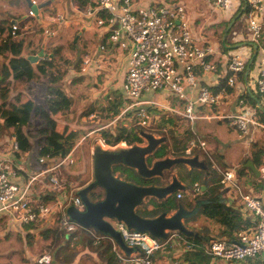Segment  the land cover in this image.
<instances>
[{"label": "built area", "instance_id": "obj_1", "mask_svg": "<svg viewBox=\"0 0 264 264\" xmlns=\"http://www.w3.org/2000/svg\"><path fill=\"white\" fill-rule=\"evenodd\" d=\"M29 8L27 16H35L33 7L38 3L35 0H26ZM83 13L92 19L94 27L105 29L108 32V41L115 45L116 52L124 55L125 71L121 84V94L126 100L119 115L112 120L115 123L120 117L133 112L137 125L149 128L152 122L149 111H166L180 120L196 123L201 119L198 109L201 107L216 106L221 103L223 94H214L204 86L198 85V76L216 72L215 64L210 60L213 55L212 48L197 42L189 29L185 8L182 5H164L153 3L147 7L138 6L139 0H83ZM247 9V28L243 41L251 47V52L257 47L260 50V59L257 63L255 90L264 103V3L262 0H244ZM220 10H227L231 0H214ZM47 22L52 25H63L67 19L61 14H52L47 17ZM20 26L16 23L11 26L10 38L17 42L20 36ZM43 35L53 37L52 28L43 29ZM100 56L94 58L85 54L80 58V73L87 74L90 67L94 68L97 76L103 75V65L111 64L117 59L105 45L98 47ZM252 55V53H251ZM249 60L232 53L227 59V69L230 77L227 85L232 87L238 74H242L249 65ZM115 71V70H114ZM114 74V72H113ZM106 78V76L104 75ZM115 77V74H114ZM197 89L196 95L191 96L188 90ZM154 93L168 94L176 97L181 103V108H167L159 101L145 99V96ZM242 105L243 102L240 101ZM253 115V114H252ZM251 114H240L226 117L230 126L246 134L249 125L254 123ZM94 116L90 115L89 119ZM157 116H155L156 118ZM151 118V120H150ZM216 119L213 117L205 120ZM220 119V118H218ZM155 120V119H154ZM151 121V122H150ZM195 135V134H194ZM39 140V139H38ZM9 148L13 154L18 150L14 138L9 140ZM194 149H199L209 161L211 168L219 176V184L229 188V194L242 208L246 216L252 220V229L249 233H238L234 241H214L199 246L192 241H187L177 234L170 235L167 240H157L146 233L128 230L118 222H110L120 233L124 244L137 248L139 253L129 258L121 256L117 251L120 264H154L157 252L166 249L169 242L176 236L185 247V251L202 248L204 253L213 260L226 262H239L246 260L261 261L264 264V185L259 196L246 193L236 178V168H222L215 164L207 151V146L197 135L188 142L185 156H191ZM72 152L64 159L45 160L39 159L38 164L49 161L50 166L31 175L20 186L15 182L20 169L14 164V159L0 164V215L8 218L10 222L21 227L31 224L50 223L69 234H75L79 229L76 223L66 216L68 207L81 208L80 198L76 191L68 186L59 177L63 166L73 163ZM49 176L46 189L53 193L54 200L45 202L43 196L34 197L31 188L39 179ZM259 177L264 182V165L259 168ZM192 199L206 192L201 185L195 183L190 189ZM45 196V195H44ZM184 197L182 192L176 193V199ZM87 230V229H86ZM93 237V245L106 238L89 231ZM78 236L73 237V241ZM113 244V243H112ZM116 246L113 244L115 251ZM118 250V249H117ZM50 254H42L34 264H51ZM173 264H189L176 259Z\"/></svg>", "mask_w": 264, "mask_h": 264}, {"label": "trees", "instance_id": "obj_2", "mask_svg": "<svg viewBox=\"0 0 264 264\" xmlns=\"http://www.w3.org/2000/svg\"><path fill=\"white\" fill-rule=\"evenodd\" d=\"M17 2L18 0H15L16 4ZM78 3L81 6L84 5L83 0H78ZM239 12L240 16L247 15L246 8ZM33 24L41 29L45 26L50 27V24L47 22H40L39 24L34 21ZM11 26V24H8L7 28L0 26V57H4L5 60L8 59L7 63L2 66L0 74V137H6L8 140L14 138L16 140L18 150L12 155L15 162L23 157L30 156L32 151V141L30 137L33 139H39L34 156L37 164L39 159H64L72 152L74 145L79 141V137L77 133L68 126L58 123V120L67 119V116L74 112L73 95L67 88L60 86V84L66 81L70 67L74 69L78 76L71 79V84L79 82L82 77H86V75L80 73V60L74 61L73 59L75 55H78V53L81 52V49L78 46V42L69 43L67 48L58 45L53 46L48 43L44 49V57L39 59L35 64H32L28 58L23 57L24 41L18 40L15 42L11 40ZM39 50L40 45L33 54H37ZM66 54H68V56H66ZM40 79H43L46 83L44 88V102L48 112H46L43 107L34 105L33 101L30 99L24 100V97L21 99L10 96V84L12 82L14 83L12 85V90L24 89L26 92H30L33 84H36L37 86L41 84L39 81ZM216 89L217 91L220 90V92L224 90V93L232 92V89L227 85V78L220 81V85ZM112 97H108L106 107L102 111H96L94 106L90 104L87 111L83 114L87 119L86 122L88 123L91 120L88 115L92 113H98L96 120L103 121V119H115L126 103V100L123 98L120 91L112 92ZM259 111L261 112V108ZM33 112L38 116V119H40L41 122L38 128L30 133L27 132L28 130L26 129L30 125V119ZM133 112L120 117L115 122L114 126L101 131V140L105 146L114 148L120 144H124L127 147L142 145L143 140L139 137V130H143L151 132L157 136H164L167 139L165 144H162L156 149L153 156L148 160V164L153 160L163 159L167 156L172 158L185 156L188 142L191 139H194L195 135L190 129L182 131L175 130V128H173L175 127L174 115L166 111L156 115L157 118H159V123L156 124L157 126L155 127V130H153V128L145 130L135 124L130 127L123 126L126 118L132 119V122H134L136 118ZM155 121L156 120H153L152 122ZM223 122L224 121H220L219 123ZM167 128L168 130H165ZM197 153L202 154L199 149H194L192 151V155ZM261 156L262 152H258L257 154L253 153L251 158L246 156L236 165V178L241 181V179L245 177V181L250 182V185L252 183L253 190L256 191L260 189V185L256 183L258 180L255 179L252 172L246 168L245 165L246 163L251 162L254 168L258 169L261 162ZM28 160H31V158L28 157ZM207 164L209 171L215 173L211 168L209 161ZM47 165L50 166V164ZM179 167H181L184 172V180L187 186H192L195 183L202 184L205 186L208 194L204 193L195 197L192 201H187V203L182 199L177 200L176 193L160 201L156 199H148L146 203L136 209V213L140 217L154 218L163 212L170 214L176 210L177 204L181 203L186 210H190L194 206L198 207V214L195 218L203 216L206 220L218 224L220 226L218 237L221 239L234 241L238 233H249L251 231L252 220L249 216H243L241 207H239L240 211L234 205H223L213 201V197L222 189V186L219 184V176L216 173L215 178H209L203 183L204 175L202 173L197 171L189 172L185 167ZM25 173L26 172L22 169L19 172L20 175H25ZM112 173L114 175L120 173L123 176L121 177L122 180L141 187H164L173 177V174H171L172 172H166L162 178L144 179L134 170L120 165L113 166ZM46 177L49 178L48 175H46ZM59 177L63 179L61 172ZM210 180L211 185L208 186ZM63 181H65L66 185H70L71 182H73L71 180L68 181L67 177ZM77 191L78 190L75 192L76 194ZM88 198L91 202H97L103 198V192L100 190L90 192ZM43 200L45 202L50 200L53 201L54 195H45L43 196ZM1 217L2 216L0 215V218ZM35 226L36 224H31L22 227L21 234L26 233V239H28L27 244H30L31 239H33L34 234H31L30 231L35 229ZM200 232L207 233L205 227L201 229ZM6 235H9V233ZM75 235L78 236V240L73 241ZM177 235L187 241H192L199 246L207 244L198 238H189L178 233ZM48 236L52 237L50 249L53 253V260L58 264H75L81 254L85 252H87V254L95 255L104 264H120V261L116 256V251L121 256L125 257V255L117 250V248H115L114 251L112 242L107 238L102 239L98 245H93V237L86 229H79L75 234H69L65 230H60L55 227L54 229H48L46 231L44 238L46 239ZM182 256V261L189 264H208L212 260L210 256L204 253L202 248L184 252ZM52 263L53 261L51 264ZM22 264L32 263L30 260L24 259Z\"/></svg>", "mask_w": 264, "mask_h": 264}, {"label": "crops", "instance_id": "obj_3", "mask_svg": "<svg viewBox=\"0 0 264 264\" xmlns=\"http://www.w3.org/2000/svg\"><path fill=\"white\" fill-rule=\"evenodd\" d=\"M35 1L38 3V5L46 3L48 1H50V4L43 10H40L36 16L31 18L27 16L29 5L26 0H18L17 4L15 3V0H0V26L7 28L8 24L13 25V22L16 21V23L20 26L19 40L24 41V53L28 52V57L33 56V51H35L39 45V52L42 50L41 45L45 37L43 35V29L47 28L48 26H45L42 29L37 28L33 24V22L35 21L39 24L40 22L46 23V19L49 15L61 14L67 19V21L63 25H50V28H52L54 35L53 37L48 39L47 44L50 43L53 46H65L69 40L73 43L76 40L83 55L89 54L94 58H98L100 56V52L98 51V47L100 45H105L108 50H113L110 51V53L114 54L113 56L117 55V59L112 60L111 64H106L108 63L106 62L103 65L104 74L102 76L105 79L107 87L110 88L113 86V84L117 83L116 86H118V88L115 90L120 91L121 93V84L123 81V74L125 71L126 63L125 59H123L124 55L114 51L115 45H111V43H109L107 39L108 32L105 29H97L94 27L93 22H91L93 20L83 13V6L78 3V0ZM160 2H162V0H139L137 5L140 7H147L153 3ZM262 2L264 3V0H262ZM168 3L171 5H182L185 8L189 29L194 39L197 42H200V44L210 46L213 51V55L211 56L210 60L215 64L216 72L211 74H200L198 76V85L208 88L211 93H222L223 98L221 100V103L216 106H206L199 108L198 116L201 118V120L213 117L216 119L220 118L218 119V122L224 121L228 123V121L226 119H223V117L226 118L244 112L251 115L253 114L251 117L254 123L258 125H249L246 134H243L238 130H234L232 126L228 125V130H224L225 133H227L228 135V141H224V137L226 136V134L223 137L224 131L222 130L191 131L193 132V134L197 135L202 141L205 142L208 151L213 150L216 152V150H218L219 148H223L222 150H224V147L230 148L231 146L235 145L239 146L238 148H240V155H236L233 153V155H231L234 157V160L231 163L232 166L230 164H226L224 161L225 165H230V167L225 166L224 168H236V165L239 164L246 156L251 158V155L253 153L257 154L258 152H262L261 162L259 166L260 168L264 165V103L261 101L255 90L257 63L260 59V46L257 47L256 55L255 48H253L251 52V47L243 41L244 34L247 28V15L240 16L239 11L245 9V1L231 0L230 7L227 10L218 9L215 5L214 0H168ZM27 41L28 43H26ZM30 42L31 44L29 45ZM262 44H264V42ZM38 53L35 55H38ZM232 53H236L246 60L248 59L249 65L242 74H238L236 76L234 85L230 87L232 89L231 93H224V90V92H220V90L217 91L216 88L220 85V81L226 78L228 79L230 77V74L227 69V59ZM113 72L115 74V77ZM85 75L86 77H93L94 80L98 78V76L94 72L93 67H90L89 71ZM104 75L106 76V78L104 77ZM188 92L191 94V96H195L197 89L193 88L191 90H188ZM152 95L145 96V99H151ZM167 96L168 94H160V96L157 95L155 100L159 101L167 108H171L168 104H165L164 102L159 100V98ZM30 100H32L34 105H36L33 98H31ZM240 101L243 102L242 105L240 104ZM43 108L46 112H48L46 107ZM260 108L261 112L259 111ZM201 110H205L206 112L202 114ZM34 115L35 113L33 112L31 118L34 117L36 119L35 116L37 115ZM36 120L38 121V128L41 121H39V119ZM232 131H236V133L238 134V138H229V135L233 134ZM220 134L222 135L220 136ZM256 144H258V147H256ZM33 154L35 153L31 151L30 156L23 157L17 162L13 160L14 164L20 169V171L22 169L24 172H26L25 175L19 174L17 179H15V182L18 183L20 186L24 183V180L31 176V172L29 173L31 169V164L30 160H28V157L33 159ZM12 155L13 154L11 153V150L9 148V140L6 137H0V164H3L5 161H10V157ZM49 163V161L44 162V164L36 163L37 166H39L36 173L48 168L49 166L47 164ZM259 168L257 169L258 171ZM174 170L173 176H176L181 183L186 185L183 170H181L179 174H177V171ZM45 179L46 178H41L38 180L37 183H35L34 188L32 190L34 197L44 196L48 194L55 195L53 193H49L46 189L47 183H44ZM255 179L259 181V183L258 181L256 183L260 185V189L257 191L253 190L252 183L250 185V182L245 181V177H243L241 181H239L238 179V181L241 186L242 184H244L243 186L246 187V193L252 194L254 196H259L264 182L260 177H255ZM232 205L236 206L240 210V206L236 201H234ZM241 212L243 213V216H246L243 210ZM190 221L191 220L186 222L187 228H189L188 225H190ZM196 222H200V226H197V228L192 227L193 229H189L204 234L206 237L217 238L219 241H226L218 237V233L220 230V226L218 224L212 221L211 224L208 225H204V222L201 220H198ZM210 225L213 226L210 227ZM11 227L14 230H17L18 233H21L22 231L21 226L17 223L11 222ZM204 227L207 233L200 232V230ZM168 245L169 246L166 249L155 254L154 264H173L176 259L183 260L182 255L184 252L187 251L184 250L185 247L181 244V241L178 239V237L175 236L169 242ZM90 257H92L91 260H93L94 264H104L95 255L90 254ZM78 261L79 259L75 262V264H77ZM208 264H261V261L246 260L239 262H226L223 260L212 259Z\"/></svg>", "mask_w": 264, "mask_h": 264}, {"label": "water", "instance_id": "obj_4", "mask_svg": "<svg viewBox=\"0 0 264 264\" xmlns=\"http://www.w3.org/2000/svg\"><path fill=\"white\" fill-rule=\"evenodd\" d=\"M49 4L50 1L33 7L35 16ZM48 39V36L44 37L41 45L42 50L38 55L28 58L31 63L43 58V50ZM139 137L143 140V144L128 148L105 149L98 143L93 145L92 181L77 191L82 207L80 209L68 207L65 211L68 219L83 229L91 230L108 238L128 258L134 253H139V250L126 246L120 233L110 222H118L128 230L146 233L160 241L167 240L170 235L177 233L189 238H198L208 244L219 241L217 238L206 237L204 234L186 227V222L195 218L198 212L196 206L186 210L181 203H178L174 212L170 214L163 212L154 218H142L136 213V209L141 207L146 199L164 200L177 192H185L186 186L176 176H173L164 187L137 186L117 178L112 173L113 166L120 165L132 169L144 179L162 178L164 173L170 172L177 166H183L189 172L202 173L204 175L203 183L210 178L207 160L199 154L178 158L167 156L163 159L153 160L148 164V160L156 149L165 144L167 139L164 136H156L143 130H139ZM245 167L256 178H259V171L254 168L251 162L246 163ZM202 189L205 190L204 185H202ZM98 190L103 192V198L97 202H91L88 194ZM213 201L232 205L235 200L229 195V188L224 187L213 197Z\"/></svg>", "mask_w": 264, "mask_h": 264}, {"label": "rangeland", "instance_id": "obj_5", "mask_svg": "<svg viewBox=\"0 0 264 264\" xmlns=\"http://www.w3.org/2000/svg\"><path fill=\"white\" fill-rule=\"evenodd\" d=\"M161 4L164 5H171L168 3V0H162L160 2ZM10 22V21H9ZM19 40V39H18ZM28 43V41L26 42ZM71 43L69 40L68 43L65 46H61L63 48H67L68 44ZM31 42L29 43V45ZM60 46V45H58ZM26 47V46H25ZM34 52V51H33ZM24 57H28V52L23 53ZM36 56V55H33ZM68 56V54H66ZM83 54L82 52H79L78 55H75L73 57L74 61L75 60H80V57H82ZM30 57V56H29ZM28 57V58H29ZM32 57V56H31ZM8 59L5 60L4 57H0V74H1V68L7 63ZM80 62V61H79ZM36 63V62H35ZM33 62V64H35ZM79 69V68H78ZM78 77L77 73L74 71L72 67L69 68L66 81L64 83H61L60 86H63L67 88L73 95L74 98V112L71 113L70 115L67 116V119L63 120H58L59 124L66 125L73 131H75L79 137V141L74 145L73 150H72V160L73 163L67 164L62 167L61 169V175L63 177V180L67 177V180H71L70 185H67V188H72L75 191L79 190L85 186H87L91 181H92V147L95 143L100 144L103 148L108 149L109 147L105 146L102 143L101 140V131L103 129H107L109 127H112L115 125V123L112 124V120H106L103 119L101 120H96V116L98 113H92L89 114L93 115V119H91L88 123L86 122L87 119L83 114L87 111L89 108L90 104H92L95 108L96 111H102L106 107V103L108 101V97H112V92L117 91L115 89L118 88L116 84H113L112 87H107L105 83V79L103 78L102 75L98 76L96 80L93 79V77H82V79L79 82L71 84V79ZM41 84L38 86L36 84L32 85V90L30 92H26L24 89H18V90H12L13 89V82L10 84L11 85V92L10 96L11 97H18V98H23L25 99H31L33 98L34 102L36 105H41L43 107H46L45 102H44V88H45V81L43 79L39 80ZM108 95V96H107ZM157 95L160 96L159 93H154L151 97L152 100H155ZM113 99V97H112ZM111 99V100H112ZM160 101L164 102L165 104H168L170 107H176V108H181V103L179 100L172 96L168 95L167 97L159 98ZM164 111H156L152 110L149 111L150 117L152 118V121L155 119V122H151V125L149 128H145V130H149L150 128L155 130V127L157 126L156 124L159 123V118H155L156 115L159 113H162ZM202 114H204L206 111L201 110ZM173 115V114H172ZM35 116V115H34ZM36 119H38L37 116H35ZM150 118V120H151ZM34 117L31 118L30 125L26 129L28 130L27 132H34L37 129L38 121ZM175 130L177 131H182V130H228V125L229 123L223 122L219 123L218 119H210V120H197L195 124L188 123L185 120H180L179 118L175 117ZM136 120V119H135ZM132 122V119L126 118V121L124 122L125 124L123 126H133L134 124L137 126V120ZM40 121V119H39ZM234 130H237L236 128L233 127ZM165 130H168L165 129ZM233 134L229 135V138L235 137L238 138V134L236 131H232ZM223 137L224 141H228V135L223 132ZM222 134H220L221 136ZM157 136V135H156ZM31 144H32V151L36 153L37 150V143L38 139H33L31 138ZM116 147L120 148H128L124 144H120ZM232 147V148H231ZM230 148L224 147V150L219 148L218 150L213 151H208V154L210 157L214 160L215 164L220 167H230L232 161L234 160V157L231 156L234 154L240 155V148H238V145L231 146ZM256 147H258V144H256ZM115 148V147H114ZM255 148V147H253ZM113 149V148H112ZM202 153V152H201ZM246 153V152H244ZM202 158H205V155L199 154ZM35 154H33V159L30 160L31 164V169L29 173L31 172V175H34L36 171L38 170L37 166V161L34 158ZM224 161L226 164L230 165H225ZM264 163V160H263ZM262 163V164H263ZM232 166V165H231ZM37 169H36V168ZM176 169L174 171H177V174L180 173L182 170L181 167L177 166L175 167ZM171 174H173V171ZM115 176L119 179L122 180L121 177H123L120 173H116ZM65 182V181H64ZM37 183V182H36ZM40 183V182H39ZM48 184V178L46 177L45 182ZM37 185V184H36ZM83 185V186H82ZM211 185V180L209 181L208 186ZM242 184V189L245 190V186ZM187 186V185H186ZM191 185H188L185 192L183 194L185 197L183 200L185 203L187 201L192 200V197L188 195L190 193ZM33 187L31 188V191L33 190ZM148 199L145 200L144 203L147 202ZM198 214V212H197ZM196 214V216H197ZM198 220H201L204 222V225L211 224L210 220H205L203 217L199 216L197 218H193L189 223L190 225L189 228H197V226H200V222H196ZM196 222V223H195ZM213 225H210V227ZM22 228V227H21ZM55 225H52L50 223H43V224H38L35 226V229H32L30 231L31 234L33 235V239H31V243L27 244L26 239V233H18L17 230H14L11 227V222L8 220V218L2 216L0 218V264H22L24 259L30 260L32 264L36 262V260L45 253H49L52 257V264H58L53 260V253L51 251V239L52 237L44 238V234L48 229H54ZM192 228V229H193ZM9 233V235H6ZM92 257H90V254H87V252L81 254L79 261L77 264H94L93 260H91ZM97 264V263H95Z\"/></svg>", "mask_w": 264, "mask_h": 264}, {"label": "flooded vegetation", "instance_id": "obj_6", "mask_svg": "<svg viewBox=\"0 0 264 264\" xmlns=\"http://www.w3.org/2000/svg\"><path fill=\"white\" fill-rule=\"evenodd\" d=\"M215 173H213L212 171L210 172V174H209V177H210V179H213V178H215ZM199 184V183H198ZM201 185V187H202V184H200Z\"/></svg>", "mask_w": 264, "mask_h": 264}, {"label": "clouds", "instance_id": "obj_7", "mask_svg": "<svg viewBox=\"0 0 264 264\" xmlns=\"http://www.w3.org/2000/svg\"><path fill=\"white\" fill-rule=\"evenodd\" d=\"M108 239V238H107ZM112 242V241H111Z\"/></svg>", "mask_w": 264, "mask_h": 264}]
</instances>
